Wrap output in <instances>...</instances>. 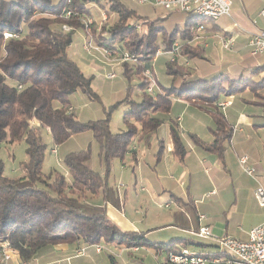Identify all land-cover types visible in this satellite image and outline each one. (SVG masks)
I'll list each match as a JSON object with an SVG mask.
<instances>
[{
    "label": "trees",
    "instance_id": "obj_1",
    "mask_svg": "<svg viewBox=\"0 0 264 264\" xmlns=\"http://www.w3.org/2000/svg\"><path fill=\"white\" fill-rule=\"evenodd\" d=\"M99 5L116 15L114 27L109 30L113 35L110 39H132L120 48L121 53H129L136 62L129 67H126L127 62L121 65L123 76L127 78L133 75L139 78L145 69L152 67L154 55L160 49L156 44L158 34H161L164 52L180 41L183 44L181 55L194 59L201 57L203 48L186 46L192 38L193 28L204 22L208 32L213 30L210 22L187 14L183 29L168 31L159 24L165 19L161 16L148 21L146 34L139 37L133 27L124 26L123 22L134 10L121 0H59L54 5L50 0H0V143L4 140L9 144L25 142L27 160L22 164L24 176L21 179L30 183L26 186L5 177L0 162V242L7 241L24 262L63 243L74 244L76 250L105 242L125 248L145 247L166 254L177 244L203 246L191 237L176 238L167 243L154 242L144 233L121 230L105 213L85 214L78 205L79 200L92 198L105 183V175L89 167L87 150L64 156L69 181L55 169L47 174L41 170L46 150L41 128L48 130L54 145H60L72 134L92 131L99 143L100 157L107 165L113 158L122 160L126 152H132L129 147L137 135L134 125L127 131L111 133L107 117L80 122L68 110L71 108L68 98L78 90L96 97L91 88L92 77L84 75L69 57L67 48L73 30L81 27L84 30L90 20L87 16L93 15L91 9ZM68 11L70 15L67 16ZM5 33L10 37L4 38ZM178 62V59L175 62L168 60L166 73L179 76V86L159 88L157 94L155 91L150 94L147 92L148 81L139 78L142 101L136 104L127 95L122 102L131 106L132 111L128 114L134 115V120L141 125L142 136L160 126L161 116L170 111L172 99L198 104L211 112L213 139L203 142L195 135L191 138L204 150L222 154L225 143L230 140L231 129L224 114L218 111V103L222 102L221 98L245 92L259 98L261 91L264 92V75H258L262 66L247 65L254 69V74L257 73V79H243L241 71L238 78L219 74L206 80L195 77L186 71V65ZM249 82L253 84L250 86ZM56 102L57 106L54 105ZM170 137L174 155L182 159L185 147L175 128H171ZM211 246L216 248V244ZM109 260L111 264H118L112 256Z\"/></svg>",
    "mask_w": 264,
    "mask_h": 264
},
{
    "label": "rangeland",
    "instance_id": "obj_2",
    "mask_svg": "<svg viewBox=\"0 0 264 264\" xmlns=\"http://www.w3.org/2000/svg\"><path fill=\"white\" fill-rule=\"evenodd\" d=\"M58 2L59 0H50L52 5ZM121 2L129 9L134 10L133 14L123 22L124 26L133 27L134 33L139 37L146 34L148 21L161 16H164L165 19L160 20L159 24L166 30L171 31L175 28H184L186 13L165 11L160 7L151 5L149 2L144 4H139L133 0H121ZM91 10L93 15L87 16L90 18L88 26L84 30L82 27L73 30L71 34L72 41L67 48V52L69 57L78 64L84 75L92 77L91 88L96 97L89 96L78 90L69 96V106L71 108L68 110H71L80 122L95 121L98 118L103 119L107 117L111 133L127 131L130 125H134L137 135L129 149L135 146L136 154L128 151L122 160L113 158L107 165L102 157H100L99 143L95 140L92 131L86 130L76 135L72 134L70 138L60 145H54L48 130L41 128L40 134L46 144L41 170L47 174V172L49 173L55 169L69 181L70 175L63 162L64 156L70 152L87 150L89 152V167L101 175H105V183L103 189L98 194L92 196V198L88 197V199L79 200L78 205L81 210L87 215L96 213L106 214V206L108 207L111 204L120 210L122 215L130 219L129 221H132L133 225L147 232L148 229L154 227L155 222L161 218V215L164 217V215L169 213L170 208H175L174 206L166 207L163 201L157 198L159 195L156 192L154 175L156 172L159 173V171L163 172L169 169L168 163H166L167 160L164 159L166 155L162 154L161 158L159 155L160 141L163 142L166 148L168 143L166 141L168 140L167 132L169 130L165 126L170 123L174 125L172 121H174L178 113V106L173 107L171 105L168 114L161 116L165 126H161L160 129L152 133L141 135V125L134 120V115L128 114L132 111L131 106L128 103L122 102V100L129 95V100L139 104L143 98V93L139 89L141 82L139 78H144L147 81L148 79L144 73L140 74V71L139 78L135 75L130 78L123 76V67L121 65L127 62L128 65L126 67H129L133 63H136L132 55L120 52L123 43L129 42L132 39L121 40L118 38V40H111L110 38H113V35L109 30L114 27L116 15L112 12L104 11L105 9L100 7V5L96 6V9L94 7ZM67 29L68 27H65V30ZM207 42L209 43L207 48L202 46L205 49L203 56L197 58L194 62H190L189 60L187 65L180 60L178 63L186 65V71L192 72L195 77L206 80L219 74H228V76L238 78L241 71L243 79H250L251 77L257 79L259 72L258 75L257 73L254 74V69L245 65H253L251 62L254 63L256 61L264 65L263 58L250 57L247 49L241 50L237 54L227 53L217 46L216 39L210 40L208 38ZM156 44L160 49L156 51L154 55L155 60L152 61L151 67L153 71L151 75L159 83L158 86L157 81H155L156 86L153 88L155 94L158 93L159 88L162 90L161 88L179 86L181 80L179 76L172 77L166 73L168 55L163 52L161 34H158ZM95 45L100 49L98 47L95 48ZM103 51L109 52V56H106ZM126 55L128 58L124 60ZM242 67H245V70H241ZM249 84L251 86L253 83L249 82ZM250 96V93L245 92L236 94L235 98L238 100L241 97ZM54 105L57 106V102ZM125 115L128 117L126 118ZM25 147L26 145L23 140L14 142L13 144H9L7 140L2 141L0 143V162L2 164V174L5 177L18 180V184L28 186L30 183L27 180L21 179L24 176L22 164L27 160ZM158 159L161 160L158 161ZM248 176L244 172H242V175H239L243 184L247 183ZM250 177L255 178L256 172ZM156 180L159 182V179ZM189 209L192 210L191 207ZM179 220L183 222V224H180L182 227L189 226L190 220L188 218L183 216ZM193 220L195 222L194 217ZM167 233H172V230L148 232L150 239H154L156 236H165ZM192 240L196 244L197 242L202 243L203 246L189 244L186 247L190 252L208 253L217 250L214 246H211L212 244L206 238L202 239L193 236ZM97 246L101 247L99 255L94 254L95 246H92V248L82 246V248H86L85 252L75 257L72 260V264H111L109 257L112 256L117 261L122 251L125 250V247L105 242H101ZM89 260H92V262ZM29 264L35 263L31 261Z\"/></svg>",
    "mask_w": 264,
    "mask_h": 264
},
{
    "label": "crops",
    "instance_id": "obj_3",
    "mask_svg": "<svg viewBox=\"0 0 264 264\" xmlns=\"http://www.w3.org/2000/svg\"><path fill=\"white\" fill-rule=\"evenodd\" d=\"M231 2L230 16L222 17L216 23L214 21L211 24L213 30L207 33L211 35L220 32L229 33L234 37L235 42L231 50L225 51L237 54L244 49L249 51L247 41L250 35L264 30V17L259 15L264 7V0H231ZM210 40L214 38L211 37ZM203 54H205L204 48L201 56ZM250 57L254 56L250 55ZM254 58L264 59L263 56ZM196 59L188 60L194 62ZM251 63L256 68L262 66L258 71L260 77L263 76L264 65H261L259 61ZM263 95L264 92L260 93V99L250 96L236 100V95L221 98L222 102H230L218 107V111L224 114L231 129L230 140L225 143L222 154L204 150L191 138V135H195L203 142L212 141L211 129L214 123L211 112L192 101L172 99L173 107L178 106V113L172 121L174 125L170 123L165 126L162 121L157 128L160 129L164 125L169 130L168 140H166L167 147L165 148L163 142L160 141L161 153L159 154L160 158L162 154L166 155L164 159L167 160L169 169L156 172L154 184L157 195H159L157 198L162 200L164 205L168 204L166 207L174 206L175 208H170L169 213L164 217L161 215L154 227L148 229L147 232L133 225L130 219L122 215L121 211L111 204L106 206V215L121 230L144 233L148 239H150L149 231L172 230L170 234L150 239L154 242L167 243L176 238H192L193 232L198 227V214L206 216V220L200 223H206L209 226L213 238L247 239L249 230L260 224L263 216V208L258 204L253 191L258 185L264 187ZM171 128L177 130L185 147L182 159H178L173 153V145L170 141ZM131 150L136 154L135 146H132ZM242 156H247L246 166L254 169L253 174L256 172V177L248 176L245 184L239 178V175L244 172L238 161ZM156 179H159V182ZM192 215H194L195 222ZM183 216L190 220L187 227L180 225L183 222L179 219ZM207 240L210 244H215L213 239ZM124 249L117 260L118 264H164L167 256L164 251H155L145 247ZM85 250L86 248L76 250L74 244L63 243L48 248L31 261L35 264H72V260L82 255ZM94 252L98 255L101 253L95 250ZM89 261L92 262V260ZM16 263L17 258H14L9 264Z\"/></svg>",
    "mask_w": 264,
    "mask_h": 264
},
{
    "label": "built area",
    "instance_id": "obj_4",
    "mask_svg": "<svg viewBox=\"0 0 264 264\" xmlns=\"http://www.w3.org/2000/svg\"><path fill=\"white\" fill-rule=\"evenodd\" d=\"M139 4L149 2L151 5L160 7L165 11L173 12L178 11L186 13L190 16H194L204 19L206 23L211 24L214 21L222 17L230 16L231 0H133ZM70 15V11L66 13ZM259 15L264 17V7L260 10ZM206 30V24L201 22L197 24L192 31V38L186 42V46L194 49L198 46L206 48L209 43L208 38L213 37L216 39L217 46L223 50H231L234 46V37L229 33H214L208 35ZM10 37V34L5 33L4 38ZM91 43V42H89ZM182 43L176 41L173 43L168 51L165 53L168 55V60L175 62L177 59L183 61L186 65L189 60L181 55ZM249 53L251 56H263L264 57V30H259L250 35L247 41ZM98 47L95 45V48ZM202 47V48H203ZM98 49H100L98 47ZM106 56H109V52L103 51ZM164 52V51H163ZM158 53H160L158 51ZM128 57L125 56L124 60ZM144 75L148 79L149 93H153L155 85L154 78L151 74L153 71L151 68L144 70ZM229 101L218 103L219 107L229 104ZM239 165H241L243 171L253 176L254 169L246 166L247 156H242L238 159ZM254 191V196L263 208V216L260 224L256 225L248 232V237L245 240H240L232 237L213 238L208 225L201 224V221L206 220L204 214H198V227L193 232L194 236L198 238L213 239L216 244V251L208 253H193L185 246H176L174 250H170L167 253L164 264H264V187L258 185ZM165 206H168L166 204ZM96 252L101 251V247H95ZM17 258L16 264H29L18 258L16 250H14L7 241L0 242V264H9L12 259Z\"/></svg>",
    "mask_w": 264,
    "mask_h": 264
}]
</instances>
